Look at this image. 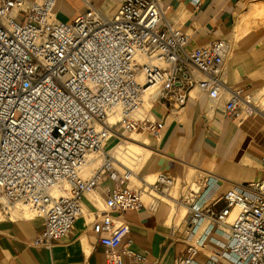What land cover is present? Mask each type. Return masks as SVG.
<instances>
[{
    "label": "built area",
    "instance_id": "2783aa9c",
    "mask_svg": "<svg viewBox=\"0 0 264 264\" xmlns=\"http://www.w3.org/2000/svg\"><path fill=\"white\" fill-rule=\"evenodd\" d=\"M57 3L0 0V213L28 210L41 218L44 229L31 244L52 247L72 235L86 213L84 197L109 181L91 226L106 264H150L123 244L130 232L124 213L144 206V192L157 209L177 181L159 172L154 181L131 183L134 171L112 148L127 134L159 137L164 121L155 117L154 104L180 118L195 87L213 101L229 92L225 111L240 121L264 114V93L228 88L230 41L188 47L189 34L165 16L161 0H122L112 17L88 3L69 21L56 16ZM96 157L100 164L88 169ZM217 181L198 176L174 198L186 207L191 233L209 220L203 235L187 237L186 255L175 264H199L195 257L215 227L228 228L229 241L208 264L220 257L264 264V179L209 201Z\"/></svg>",
    "mask_w": 264,
    "mask_h": 264
},
{
    "label": "crops",
    "instance_id": "0c3cea01",
    "mask_svg": "<svg viewBox=\"0 0 264 264\" xmlns=\"http://www.w3.org/2000/svg\"><path fill=\"white\" fill-rule=\"evenodd\" d=\"M121 1L58 0L56 16L72 20L90 3L106 17H112ZM161 1L165 16L189 34L188 47L213 39L230 41L232 50L223 74L228 88H241L256 96L264 92V14L257 13V6L264 0H200L199 6L194 0ZM229 94L226 91L221 100L213 101L195 87L180 118L167 114L160 102L154 104V115L164 121V128L159 137L148 134L151 152L134 179L142 184L147 176L169 172L177 182L168 196L162 197L157 209H151L152 197L144 192V206L124 213L130 232L123 240V244L129 242L131 249L146 255L150 264H175L186 255L187 237L193 240L209 226V220L204 219L191 233L192 227L185 221L186 207L176 205L174 199L185 183L201 175L217 176L218 181L208 193L211 201L229 188L264 179V114L242 121L230 117L225 111ZM136 181L133 183L141 185ZM109 183L103 181L96 191L84 197L86 213L75 222L72 235L52 247L31 244L44 229L41 218L22 212L11 216L0 213V264H106L104 247L91 226L92 212L96 206H103L104 187ZM145 195L150 198L147 202ZM181 208L185 212L178 217ZM228 231L215 227L195 262L208 264L213 254L223 253L229 241ZM219 264L235 262L220 257Z\"/></svg>",
    "mask_w": 264,
    "mask_h": 264
},
{
    "label": "rangeland",
    "instance_id": "374dc122",
    "mask_svg": "<svg viewBox=\"0 0 264 264\" xmlns=\"http://www.w3.org/2000/svg\"><path fill=\"white\" fill-rule=\"evenodd\" d=\"M261 93H264V92H261ZM262 102H264V100H262ZM130 137L132 138H137V140L139 141H143V140H148L149 141V145L151 143V140H150V136L147 134V133H134V134H127L125 136H123L121 139V141L118 143L120 146H122V149H124V151L128 150L127 153L124 154L125 158H121V157H118L117 159L119 161H121L124 165H126L128 168L132 169L134 172H137L139 170V166L141 165V163L143 162V159L144 157L146 156V154L148 153L147 151L141 149L142 152H139V153H133V152H130L131 150H129L128 148V143H126V140L130 139ZM119 139V140H120ZM118 140V139H117ZM148 145V146H149ZM113 149V148H112ZM99 164V162H98ZM97 164V165H98ZM97 165L95 167H97ZM120 169V165L118 164L117 165ZM90 169V168H88ZM123 170V169H121ZM155 177H156V174L153 175V176H147L146 178L149 180V181H154L155 180ZM136 180L134 178H132V181L131 183L135 182ZM137 183L141 184L140 182L136 181ZM172 194H175V192H172ZM144 199L145 201L147 202L150 198L148 196H144ZM172 209V208H171ZM181 210H183L185 212V210L183 208H181ZM179 210V211H181ZM20 211H15L12 213V214H16L18 215ZM23 214H26V215H30V214H27L25 212L22 211ZM181 217V216H180ZM169 219V218H168Z\"/></svg>",
    "mask_w": 264,
    "mask_h": 264
},
{
    "label": "bare ground",
    "instance_id": "6f19581e",
    "mask_svg": "<svg viewBox=\"0 0 264 264\" xmlns=\"http://www.w3.org/2000/svg\"><path fill=\"white\" fill-rule=\"evenodd\" d=\"M257 13L258 14H264V4H261V5L257 6ZM126 143H128V145H129L128 148H129V150H131L130 152H133L134 154L135 153L142 152L143 150L147 151L148 153L151 152V148H149V146H148L149 145V141L148 140L139 141V140H137V138L130 137V139L126 140ZM141 149H143V150L141 151ZM111 151L115 154L116 158H118V157L125 158L124 154L127 153L128 150L124 151V149H122V146H120L119 144H117V145H115L113 147V149ZM100 161H101L100 157L93 158L88 163L89 168L95 167L98 164V162L100 164ZM118 164L119 163H117V165ZM131 171H133V170L131 169ZM130 174H131V177L134 178L135 172H132ZM17 210L18 209H16L15 211H17ZM24 211L29 212L28 210H23V212ZM183 214H184V211L181 210V211L178 212V215L177 216L180 217Z\"/></svg>",
    "mask_w": 264,
    "mask_h": 264
}]
</instances>
